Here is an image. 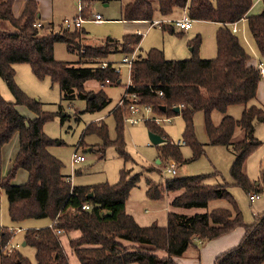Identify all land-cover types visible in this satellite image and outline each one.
Here are the masks:
<instances>
[{
	"label": "trees",
	"instance_id": "16d2710c",
	"mask_svg": "<svg viewBox=\"0 0 264 264\" xmlns=\"http://www.w3.org/2000/svg\"><path fill=\"white\" fill-rule=\"evenodd\" d=\"M80 2L79 14L85 17L89 0ZM13 3L14 0H0V78L14 98V102H8L0 95V156L14 134L18 138V151L7 174L0 175V193L3 190L7 196L12 222L47 219L52 225L24 232L25 245L35 249L34 262L16 247L10 248L13 233L0 225V264H69L60 235L75 231L79 236L70 239L69 246L79 264H177L176 259L189 247L197 248L195 240L203 244L237 228L244 231L241 240L216 256L213 264H264V212L256 215L252 223H244L241 210L228 191L231 185L247 194L261 190L258 181L248 178L244 166L250 153L261 144L254 136V124L264 122V108L249 102L256 97L263 78L258 66L250 63L231 26L245 18L257 51L264 55V0L258 14L249 13L252 0H157V8L149 0H133L121 7L120 20H159L162 31L169 34L176 31L165 20L176 19L183 9L193 21L219 25L214 58L205 60L198 56L201 37L197 34L188 42L192 51L188 60H168L162 50L151 48L131 65L130 84L125 92L136 94L139 102L150 105L155 115H180L183 120L182 140L192 151L188 159H183L179 147L171 144L159 125L144 121L148 131L164 139L161 146L156 145L160 146V158L174 159L180 165L195 161L204 153V144L198 142L194 130L196 112L203 113L207 144L228 147L233 153L229 168L231 183L207 184L205 179L209 175L205 174L167 178L161 189L147 182L146 195L151 199H162L166 193L179 191L171 206L206 209L192 215L168 212L164 226L155 222L140 225L125 211V202L139 174L129 176L123 168L114 184L72 186L68 175L63 173L62 161L48 150L55 140L43 132V125L53 119L55 112L45 111L43 103L28 97L14 80L13 66L28 64L37 79L48 77L52 84H57L64 99L84 100L87 112L100 111L108 103L107 95L102 88L86 90L85 83L96 81L102 87L120 84V73L105 59L115 53L131 54L126 44H138L142 37L127 34L121 41L108 37L103 45L81 46L83 30L63 25L55 30L51 23L46 26L39 22L36 0H25L18 16L13 14ZM56 43H63L69 52L76 53L77 61L56 60L53 55ZM104 62L106 67L101 68ZM126 103L115 106L109 113L114 120L113 140L109 138L107 124L100 119L85 126L78 147L85 144V135H96L101 140L98 147L102 152L114 146L118 155L128 162L131 156L125 150L122 125ZM17 105L27 107L34 116H22ZM233 105L242 106L238 119L226 113ZM176 107L178 113L173 111ZM214 111L222 114L217 125L211 119ZM236 128L243 135L232 141ZM19 170L26 172V181L14 184L12 180ZM220 199L227 201L229 207L207 209L209 202ZM84 204L89 208L82 209ZM158 252L164 255L159 256Z\"/></svg>",
	"mask_w": 264,
	"mask_h": 264
},
{
	"label": "rangeland",
	"instance_id": "374dc122",
	"mask_svg": "<svg viewBox=\"0 0 264 264\" xmlns=\"http://www.w3.org/2000/svg\"><path fill=\"white\" fill-rule=\"evenodd\" d=\"M132 1L89 0L88 12L85 14V17L81 16L83 19L85 18V22L78 28L83 30V34L79 39L80 45H103L108 37L121 41L124 35L134 34L136 29H141L144 34L140 43L135 45L130 43L126 44V48L131 50L130 53L134 55V59L140 55L144 56L151 48H157L163 51L165 58L168 60H188L192 56L191 47H189L188 42L197 34L201 37L198 56L205 60L216 56L215 33L218 25L208 21L192 20V27L189 31L175 29L176 33L169 34L163 32L160 25H154L146 31L148 28V24L146 23L136 24L133 21L120 20L121 7ZM149 1L154 8H157V0ZM37 2L39 3L38 8L41 11L39 22L42 25H50L51 23L55 30L62 25L64 19H68L71 22L75 18H81L78 14V7L81 4L80 0H37ZM183 11L184 9L181 13L178 12L175 17H181ZM95 14L101 17V22L91 20ZM237 29L236 36L249 55V61L257 66L258 64L261 65L264 69V55H260L257 51L247 23L237 25ZM182 54L186 56L181 57L183 56ZM53 55L58 61L70 63L76 62L78 59L77 54L69 52L63 43H56L54 45ZM122 56L120 53H115L105 59V61L115 62V65L119 68L120 84H106L102 87L96 81H88L85 83L86 90L97 91L102 88L108 97L107 105L102 110L96 112H87L85 110L86 103L84 100L73 99L69 101L64 99L57 84H52L48 77L37 79L28 64H15L13 66L15 71L14 80L17 86L28 97L42 102L45 111L55 112L53 119L43 125V132L55 140V144L51 145L48 150L50 154L62 161L64 165L63 173L65 175H71L72 186L93 185L103 182L114 184L119 180L120 171L123 168L128 170L127 173L129 176L139 174L138 182L130 190L125 202V211L127 213L131 210L135 212L141 221L140 225L147 226L155 222L160 226H164L168 213L166 210L168 207L167 196L165 195L162 199L157 200L149 198L146 195L147 182L150 181L154 185H158L159 189H161L162 183L167 178L205 174L209 175L205 179V183L207 184L231 183L232 179L229 174V168L233 160V153L228 147L207 144L203 113L196 112L193 120L194 130L198 142L204 144V153L195 161L180 165L174 159L166 157L160 158L159 148L161 145L155 146L149 141L148 129L144 123L146 120L139 121L135 125L125 124L124 116L127 114L125 107H123L124 111H122V125L124 124L123 136L125 150L131 156L128 162L118 155L114 146H109L102 152L98 147L101 140L96 135H85L83 139L85 144L78 147L85 126L96 119L104 120L108 127L109 138L112 140L115 138L114 120L109 113L118 105L120 98L125 92V85L128 83L129 78L128 64L120 63ZM258 87L261 88V92L257 90L256 97L249 104L264 108V82L262 80ZM0 95L5 101L14 102L12 94L1 78ZM59 106H61V109H59ZM16 108L22 116L27 118L34 116L25 106L17 105ZM241 111V105H233L227 109L226 113L238 119ZM221 117L222 114L218 111H214L211 115V119L215 125L220 122ZM158 118H161V116H158ZM165 118L163 117V120L158 124L152 120L149 121H152L153 124L159 125L162 128L163 132L168 136L169 141H171V144L173 143L175 145L178 140L183 141L181 136L183 120L181 116H171L169 117V121L165 120ZM242 135V130L236 128L232 141L241 139ZM254 136L261 144L248 156L244 171L250 180L259 182L261 190L254 193L256 195L254 200H250V194L244 192L240 187L234 185L228 187V191L241 210L243 221L246 224L252 223L256 215L264 212V179H261L262 175L264 177V122L254 124ZM17 139V135L14 134L12 139L1 150V176L7 174L16 156L18 151ZM179 151L183 159H188L192 156L191 147L188 145L180 146ZM74 152L77 155L83 156L85 160L74 164V171H72L71 156ZM171 163L177 168L176 175L165 172V168ZM12 181L14 184L24 183L26 181V172L24 170L17 171ZM220 207L228 208L229 204L222 199L213 200L208 203L207 209L211 210ZM47 222V219H27L21 223L12 222L8 215L7 196L1 190L0 225L14 230L11 245L19 249L32 262L35 261V249L31 246H22L24 232L30 228L43 227ZM236 230L242 231V233L244 232L242 228ZM65 236L68 238L69 234L60 235V238ZM61 241L64 242V239ZM238 242L237 240L230 246ZM203 244L199 242L198 247L201 246L200 249L203 248L205 246ZM64 248L68 254L69 264H74V256L71 254L67 244H64ZM195 249L199 252L198 248L194 246L189 247L182 255L183 257L180 256L178 259V264H180V259H182L181 264H213V258L207 255H204L199 261L198 259H190V255H194L193 258L196 259L197 253ZM158 255L163 256L164 253L158 252Z\"/></svg>",
	"mask_w": 264,
	"mask_h": 264
},
{
	"label": "built area",
	"instance_id": "2783aa9c",
	"mask_svg": "<svg viewBox=\"0 0 264 264\" xmlns=\"http://www.w3.org/2000/svg\"><path fill=\"white\" fill-rule=\"evenodd\" d=\"M81 11V5H79L78 7V14ZM80 16V14H79ZM81 17V16H80ZM91 20L95 21V22H101V17L98 14H95ZM85 22V20L81 17V18H75L73 21H69L68 19H64L62 25L65 28H79L81 26V24H83ZM146 24H148V28L146 29V31L151 28L154 25H160V21L159 20H154L152 22H147V21H142ZM165 22L171 23L174 29H178L180 31H188L191 26H192V20L188 17L186 10L184 9L181 17L174 19V20H165ZM39 26V23L37 24ZM145 31V32H146ZM232 32H235V29L233 28ZM136 35L139 36H143L144 32L141 29H136L135 32ZM134 61V55L133 54H129V55H123L121 62L120 63H127L129 66V77H130V70H131V65ZM112 66L113 68L119 72V68L117 67V65H115V62H112ZM101 68H105L106 67V63H101L100 65ZM258 68L260 70V74L262 77H264V69L262 68L261 65L258 64ZM106 83H108V81H106ZM130 84V79L128 78V83L125 85V90L128 87V85ZM162 93L159 92V95H161ZM124 101H127L125 108H126V115L124 116V122L125 124H131V125H135L137 124L139 121H144V120H152L155 123H160L161 120H163V117L158 118V116H156L152 110V107L148 104H143L139 102L138 96L136 94H127L126 92H124V94L122 95V97L120 98L119 102H118V106H123ZM165 120L169 121L170 118L166 117ZM176 146H182L184 145V141H180L178 140L177 143L175 144ZM76 151V149H75ZM84 157L77 155L75 152L72 154L71 156V166H72V171L73 170V166L76 163L82 162L84 161ZM165 172L172 174V175H176L177 173V168L174 166L173 163H171L169 166H167L165 168ZM67 180L71 183V175H68ZM72 185V183H71ZM256 197L255 194H250L249 195V199L250 200H254ZM89 205L88 204H84L82 205V209H88ZM52 224L50 223L49 226H51ZM11 233L14 234V230L10 229ZM57 234H60V231H57ZM13 246L11 245L10 248H12Z\"/></svg>",
	"mask_w": 264,
	"mask_h": 264
},
{
	"label": "crops",
	"instance_id": "0c3cea01",
	"mask_svg": "<svg viewBox=\"0 0 264 264\" xmlns=\"http://www.w3.org/2000/svg\"><path fill=\"white\" fill-rule=\"evenodd\" d=\"M37 1V0H36ZM18 4V5H17ZM24 4H25V0H14V3H13V7H12V11H13V14L15 15V16H18V15H20V13L22 12V10H23V7H24ZM17 5V6H16ZM38 5H39V3H38ZM254 6V7H253ZM261 7H262V5H261V0H252V6H251V8H250V10H249V13L250 14H257V13H259V11H260V9H261ZM40 8H39V16H40ZM134 23H136V24H138V23H144V22H142V21H135ZM245 24L246 23V19L245 18H242L239 22H237V23H235V24H233L232 26H231V28H232V30H233V28L235 29V32H233L235 35H236V33L238 32V29H237V25H239V24ZM214 24H216V23H214ZM216 25H218V24H216ZM47 26V25H46ZM219 26V25H218ZM246 26V25H245ZM192 27V26H191ZM191 29V28H190ZM189 29V30H190ZM188 30V31H189ZM183 56H181V57H185L186 55L185 54H182ZM250 63H252V64H254L253 62H250ZM262 78H264V77H262ZM262 81L264 82V79H262ZM259 84H260V82H259ZM258 84V85H259ZM257 90L259 91V92H261V88H257ZM97 120H99V119H96L95 121H97ZM18 142V141H17ZM4 147V146H3ZM26 178H27V174H26ZM180 192L179 191H174V192H169V193H166L165 195L167 196V202H168V207H167V212H176V213H181V214H186V215H192V214H195V213H203V212H205L206 211V209H204V208H191V209H182V208H177V207H173V206H171V201L173 200V198L175 197V196H177L178 194H179ZM130 215H132L133 217H134V219L136 220V222L138 223V224H140L141 223V221L139 220V216L135 213V212H133L132 210L130 211V212H128ZM50 225V221H48L46 224H45V226H49ZM238 229V228H237ZM63 235V234H62ZM79 236V233L78 232H71V233H69V237L67 238L66 236L65 237H63V238H60V241L62 240V239H64V242H62L61 241V244H62V247L64 248V244H67V246H68V248H69V250H70V252H71V254L74 256L73 258H74V260H73V262H74V264H79V262H78V260H77V258H76V256H75V254L73 253V251H72V249L70 248V246H69V240L70 239H73V238H76V237H78ZM242 236H243V233H242V231H239V230H234V231H232V232H230V233H228V234H225V235H223V236H221V237H219V238H217V239H215V240H212V241H210V242H208V243H204L205 244V246L203 247V248H201L200 249V247H198L199 246V241H197V240H195V242H194V244H195V246H197V248L199 249V252H197V250L195 249V252L197 253V256H196V259H194L193 257H194V255H190L189 256V258L190 259H192V260H197L198 259V261L201 259V258H203L204 257V255H207L208 257H211V258H213V262H214V259L216 258V256H218L219 254H221V253H223L224 251H226V250H228V249H230V248H232L233 246H235V245H237V244H235V245H233V246H230V245H232L233 243H235V241H240L241 240V238H242ZM203 244V245H204ZM228 246H230V247H228ZM64 250H65V248H64ZM66 252V251H65ZM68 255V254H67ZM183 257V256H182ZM180 258V257H179ZM179 258H177L176 259V262H177V264H178V259ZM181 262H182V259H180V264H181Z\"/></svg>",
	"mask_w": 264,
	"mask_h": 264
},
{
	"label": "water",
	"instance_id": "95a60500",
	"mask_svg": "<svg viewBox=\"0 0 264 264\" xmlns=\"http://www.w3.org/2000/svg\"><path fill=\"white\" fill-rule=\"evenodd\" d=\"M163 110H164V108H163ZM173 111L178 113L179 112V108L176 107V108H174ZM148 138H149V141L151 142V144H153L155 146L164 143V139L160 135H158V134H156L154 132H151V131H148ZM158 162H159V160H158ZM24 245H25V242L23 241L22 242V246H24Z\"/></svg>",
	"mask_w": 264,
	"mask_h": 264
}]
</instances>
